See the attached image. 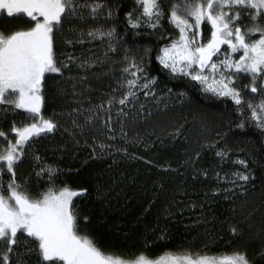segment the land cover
<instances>
[{
  "label": "trees",
  "instance_id": "trees-1",
  "mask_svg": "<svg viewBox=\"0 0 264 264\" xmlns=\"http://www.w3.org/2000/svg\"><path fill=\"white\" fill-rule=\"evenodd\" d=\"M79 3L89 5L79 9L84 19L73 18L64 31L73 43L58 39L57 50L94 63L85 65L87 71L72 64V71L64 73L66 79L57 74L49 75L55 79L46 76L43 113L46 117L56 113L59 127L37 140L34 152L41 157V163L29 155L18 169V179H27L30 189L45 188L46 174L37 177L35 172L51 166L60 169L57 187L63 181L73 189L87 188L83 197L74 199L80 214L90 218L82 228L105 248L126 256L144 252L156 258L167 253L181 255L185 250L220 256L230 255L234 246L254 254L260 247L257 233L264 229V132L251 122L238 128L241 117L231 100L204 93L186 77L168 75L155 59L158 47L168 42L161 37L176 35L166 20L162 21L163 29L136 30L125 17L133 0ZM96 3H119L121 7L110 20L94 19L89 9ZM4 18L6 26L3 23L0 29L5 31L28 26L18 25L6 15ZM105 26L114 27L120 37L110 44L116 45L115 52L109 51L107 43L92 41L88 35ZM145 48L151 49L148 71L158 77L156 96L145 98L140 94L144 109H139V104L136 108L128 106L130 115L120 118L127 138L120 136L115 110L112 115L116 140L109 138L112 133L104 136L86 130L81 135L72 124L74 117L67 113L74 107L86 109L90 103L106 99L118 87L116 80L121 76L123 64L114 61H122L125 50L139 55ZM85 75L86 83L77 84L74 92L72 84ZM181 92L186 95H179ZM75 118L84 123L82 116ZM27 119L21 110L0 111V128L7 132L13 120L19 123ZM100 143L113 147L97 156L92 149ZM118 148L127 151H117ZM221 150L228 153L223 160L216 155ZM241 159L247 162V169L237 162ZM249 171L255 177L250 182H232L237 177L234 173ZM230 226L242 230L238 237L232 236ZM162 233L164 239H160ZM20 250H24L23 246ZM24 259L27 264H36L38 258L31 254Z\"/></svg>",
  "mask_w": 264,
  "mask_h": 264
},
{
  "label": "snow or ice",
  "instance_id": "snow-or-ice-1",
  "mask_svg": "<svg viewBox=\"0 0 264 264\" xmlns=\"http://www.w3.org/2000/svg\"><path fill=\"white\" fill-rule=\"evenodd\" d=\"M81 7L89 5H82L79 0H0V13L28 23L23 28L0 29V111L22 110L28 117L19 123L13 120L7 132L0 128V264H27L24 256L31 254L37 256L36 264H264V229L257 233L260 247L254 254L234 246L230 255L220 256L187 250L181 255L167 253L156 258L144 252L126 256L105 248L82 228L90 223V218L80 214L74 199L83 197L87 188L73 189L63 181L57 187L60 169L51 166L35 172L37 177L46 174L45 188L30 189L27 179H18V169L29 155L41 163V157L34 152L37 140L59 127L56 113L52 117L43 113L46 76L55 79L49 74H57L66 79L64 73L72 71V64L87 71L85 65L94 63L57 50L58 39L73 43L64 36L65 25L75 17L84 19L79 12ZM120 7L119 3H96L91 6L90 15L95 19L104 10L112 18ZM125 17L133 29L144 26L153 31L163 29L162 21L166 20L176 35L161 37L168 42L158 47L155 59L168 75L186 77L204 93L231 100L241 117L238 128L251 122L264 132V0H133ZM88 35L120 39L114 27L106 32L90 31ZM116 50L115 44L110 45L109 51ZM151 59V49L145 48L139 55L125 50L122 61H114L123 64L116 80L118 87L100 103H90L86 109L74 107L67 113L74 117L72 124L81 135L86 130L104 136L112 133L109 138L116 140L112 115L115 110L120 136L127 138L124 120L120 118L130 115L128 106L136 108L139 104V109H144L140 94L145 98L156 96L158 77L148 71ZM87 79L85 75L76 80L73 91ZM76 103L81 104L79 100ZM76 116H82L84 123H79ZM92 138L95 140L96 136ZM97 147H93V153L102 156L113 145L100 143ZM227 154L223 150L216 153L222 160ZM237 162L248 168L245 160ZM203 175L207 176V172ZM234 175L245 182L255 178L250 171ZM216 177L221 178L219 173ZM241 231L230 226L233 237ZM164 238L162 233L160 239Z\"/></svg>",
  "mask_w": 264,
  "mask_h": 264
},
{
  "label": "rangeland",
  "instance_id": "rangeland-1",
  "mask_svg": "<svg viewBox=\"0 0 264 264\" xmlns=\"http://www.w3.org/2000/svg\"><path fill=\"white\" fill-rule=\"evenodd\" d=\"M90 11V13H91V11H92V8L90 7V9H89ZM5 15L6 14H3V13H0V25L1 26H3V23H4V25H5V23H6V18H4L5 17ZM8 18V17H7ZM96 19H101V20H110L111 18H108L107 17V15H106V11H104V10H102V14H100V15H97V17H95ZM14 22L16 23V24H18V25H21V24H28L27 23V21L26 20H23V19H15L14 20ZM6 26V25H5ZM139 29H147L148 30V28L147 27H144V26H142L141 28H139ZM97 30H99V31H104V32H106V31H108L109 30V27L108 26H105V27H103V28H100V29H97ZM136 30H138V29H136ZM89 37H91V40L92 41H103V42H105V43H107V48L110 46V44H111V42L113 41V39H110V38H108V37H104L103 39H101L98 35L96 36V37H92V36H89ZM93 38V39H92ZM53 75V74H52ZM242 82V81H241ZM206 94H209V93H206ZM209 95H211V94H209ZM254 96H255V94H254ZM257 99H258V97H256ZM22 111V110H21ZM246 174V173H245ZM233 179V183L234 182H241V183H245V181H242V180H240L238 177H235V178H232Z\"/></svg>",
  "mask_w": 264,
  "mask_h": 264
},
{
  "label": "flooded vegetation",
  "instance_id": "flooded-vegetation-1",
  "mask_svg": "<svg viewBox=\"0 0 264 264\" xmlns=\"http://www.w3.org/2000/svg\"><path fill=\"white\" fill-rule=\"evenodd\" d=\"M7 17V16H6ZM9 18V17H8ZM10 19H12V21H14L15 20V18H10ZM49 75H51V74H49ZM50 134V133H49Z\"/></svg>",
  "mask_w": 264,
  "mask_h": 264
}]
</instances>
